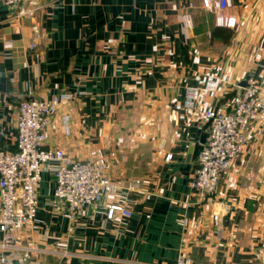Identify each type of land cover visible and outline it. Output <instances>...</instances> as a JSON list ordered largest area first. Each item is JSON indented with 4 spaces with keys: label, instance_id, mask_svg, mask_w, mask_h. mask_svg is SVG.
<instances>
[{
    "label": "crops",
    "instance_id": "1",
    "mask_svg": "<svg viewBox=\"0 0 264 264\" xmlns=\"http://www.w3.org/2000/svg\"><path fill=\"white\" fill-rule=\"evenodd\" d=\"M223 14L234 28L218 26L203 0H26L18 8L0 0V143L14 148L21 99L72 94L47 144L104 165L118 187L70 220L43 174L37 229L17 240L35 252L16 264H264V112L215 199L200 201L189 184L206 139L203 111H229L251 77L264 91V0H231ZM216 27L232 38H215ZM190 89L199 93L192 109ZM114 203L132 216L108 219Z\"/></svg>",
    "mask_w": 264,
    "mask_h": 264
},
{
    "label": "built area",
    "instance_id": "2",
    "mask_svg": "<svg viewBox=\"0 0 264 264\" xmlns=\"http://www.w3.org/2000/svg\"><path fill=\"white\" fill-rule=\"evenodd\" d=\"M7 6L18 8L26 0H3ZM46 5L59 6L64 0H42ZM203 6L216 14V24L234 28L236 21L223 11L231 7V0H203ZM188 25L191 17L185 16ZM37 37L40 31L34 27ZM35 47V43L31 44ZM11 44L6 45V49ZM206 89L212 91L215 81L209 79ZM197 89L186 93V106L194 108ZM69 93L51 99L31 95L23 98L15 110V145L8 148L0 143V264H16L17 255L22 263L31 260L35 247L18 246V234L37 229V189L43 174L53 177L54 198L65 209L64 216L75 220L86 208L101 203L106 195L117 193L118 187L105 174L104 165L94 161L75 159L60 148L47 144L48 127L64 102L73 100ZM264 112V91L254 78L233 100L229 111L207 107L201 117L206 127V139L198 152L197 169L189 175V184L200 201L216 198L219 183L241 156L247 144V132L252 123ZM69 128V117L61 119ZM2 135V133H1ZM171 155L166 157V161ZM220 206L222 203H219ZM222 211V208L220 209ZM131 217L132 213L121 204H107L106 216ZM176 264H191L190 259L179 257Z\"/></svg>",
    "mask_w": 264,
    "mask_h": 264
},
{
    "label": "trees",
    "instance_id": "3",
    "mask_svg": "<svg viewBox=\"0 0 264 264\" xmlns=\"http://www.w3.org/2000/svg\"><path fill=\"white\" fill-rule=\"evenodd\" d=\"M213 35L215 38H221L223 42H228L232 36L233 32L231 30L225 29V28H214Z\"/></svg>",
    "mask_w": 264,
    "mask_h": 264
},
{
    "label": "water",
    "instance_id": "4",
    "mask_svg": "<svg viewBox=\"0 0 264 264\" xmlns=\"http://www.w3.org/2000/svg\"><path fill=\"white\" fill-rule=\"evenodd\" d=\"M246 85V81H244L243 83H242V86L244 87ZM205 141V138H204V140H203V142Z\"/></svg>",
    "mask_w": 264,
    "mask_h": 264
}]
</instances>
